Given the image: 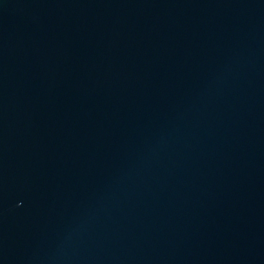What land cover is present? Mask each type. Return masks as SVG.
<instances>
[{"label":"water","instance_id":"1","mask_svg":"<svg viewBox=\"0 0 264 264\" xmlns=\"http://www.w3.org/2000/svg\"><path fill=\"white\" fill-rule=\"evenodd\" d=\"M0 264H264V0H0Z\"/></svg>","mask_w":264,"mask_h":264}]
</instances>
